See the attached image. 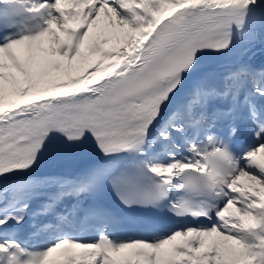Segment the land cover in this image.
Masks as SVG:
<instances>
[{
	"label": "snow or ice",
	"instance_id": "obj_1",
	"mask_svg": "<svg viewBox=\"0 0 264 264\" xmlns=\"http://www.w3.org/2000/svg\"><path fill=\"white\" fill-rule=\"evenodd\" d=\"M0 264H264V0H0Z\"/></svg>",
	"mask_w": 264,
	"mask_h": 264
}]
</instances>
